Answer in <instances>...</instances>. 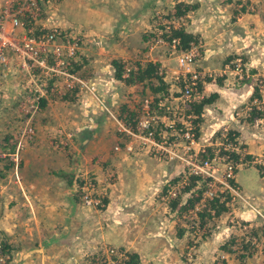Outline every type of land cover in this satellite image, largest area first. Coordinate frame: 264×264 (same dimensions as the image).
Segmentation results:
<instances>
[{
  "label": "crops",
  "instance_id": "obj_1",
  "mask_svg": "<svg viewBox=\"0 0 264 264\" xmlns=\"http://www.w3.org/2000/svg\"><path fill=\"white\" fill-rule=\"evenodd\" d=\"M223 2L224 0H62L59 13L61 12V19H64L67 24L78 22L81 24L78 26L90 28V34L93 33L99 39H104L103 43L111 44L110 49L114 51L109 63L106 60L107 54H104L102 45L94 46L96 53H92V55L97 58L95 61L87 57V61L84 60L92 71L95 69V63L99 64V67L95 69L96 73L103 77L105 74H109L111 79L115 81L113 75L115 69L111 64V61L115 59L126 62L129 59L140 60L143 55L145 59L142 58L141 63L151 61L162 66L166 60L164 50L167 47L160 44L149 49L146 43L145 30L142 31V26L151 22L154 9L169 14L178 3L190 5L191 8L179 17L187 23L184 28L202 38L204 42L202 54L194 63L195 67L206 72H218L222 69L221 65L225 59L232 58L236 56L234 54L238 53H249L244 54L246 56L253 54L252 57L259 59L256 51L261 43L259 42L258 47L253 45L252 47L255 48L253 50L246 39L251 38V36L256 38L258 32L264 37V0H246L244 7L241 9L234 8L236 11H241L238 17L234 15L233 8L227 9L228 19L222 10V15H219L216 10L218 9L217 4H224ZM217 14L220 18L217 17ZM244 33L246 34L243 35ZM256 40L258 39L256 38ZM146 45L148 46L147 49ZM84 49L85 47L82 48V52ZM261 49L264 54L263 45H261ZM106 67L111 68L112 72L106 70ZM174 72L176 71L172 73ZM225 74L228 77L217 80L208 79L203 86L205 92L208 89L210 94H216L215 99L211 103L205 104L202 110L207 115L212 112L215 113V121L218 120L216 125H211L213 127L211 134H208L209 137L226 121H230L233 126L237 124L234 117L235 107L240 105L239 102L242 101V98L250 96L255 89L252 82H243L237 88L230 87L231 74ZM117 81L119 80L115 82ZM120 83L123 89L127 88L136 98L134 91H137L141 84L126 85L122 81ZM16 86H18V81L13 78H8L3 83L0 81V96L3 106H7L13 100L15 101L16 91L13 89ZM122 97L121 91L114 93L113 101L117 102L115 101L117 98L121 101ZM3 108L1 107V109ZM43 113L42 115H46L47 118L39 116L36 118L35 138L23 150L18 166L15 167L8 158H0V178L14 184V192L17 194L18 199L12 197V200L16 202L12 205V210L16 212V215L24 216L33 213V215L47 214L53 216L56 212L55 208L61 206L62 215L70 216L69 221L77 225L78 232L84 231L85 229H82L86 225L93 232L91 234L93 239L102 243H109L118 249L136 252L140 264L146 260H153V255H156V262L170 264L167 263L168 258L166 261L159 259L157 256L159 252L154 250L162 243V238L158 232L161 226L157 218L163 219L164 215L158 208L161 207L162 212L164 210L161 205L153 207L152 204L154 199L157 200L154 197L157 190L156 186L161 181H167L169 178H165L166 176H174L182 171V165L177 162L158 161L148 156L146 152L138 154L141 153L138 151H142L139 149L130 152L121 147L118 151L114 149V152L111 151L117 137L112 136L111 133L102 136L101 133L92 131L96 126L89 124L93 118L91 112L87 114L83 110V114L88 115V123L79 118L82 109L71 110L68 112V116L62 113L53 117L48 108ZM10 115L5 113V109L0 111V133L2 132V137H11V134L5 129L6 124L8 126ZM40 119L42 122H46V127H37ZM10 120L13 122L12 118ZM62 121L65 122V125L60 123L59 126L62 128L58 132L64 135V132L69 131L73 135L71 141L68 139L66 148H62L64 152L55 148L50 141L51 138L55 137L51 123ZM207 122L203 124L204 129L207 127ZM22 126L23 121L20 120L19 128ZM80 126H84V128L81 130ZM200 131L202 132V129ZM109 149L111 154H105V159L101 163L102 181H99V190H102L106 196L105 208L101 215L90 214V210L80 200V192L77 187L79 172L81 169L86 170L83 165L84 162L94 158L95 155L102 157V151ZM107 166L111 170L106 169ZM257 169L258 167L253 166L240 169L237 180L249 200L253 202L252 199L259 198L261 204L264 201V175L260 176ZM94 170L98 171L97 168ZM108 170L111 172L110 174ZM15 174L18 176L13 178ZM46 177L47 182H42ZM45 195H47L46 197L54 195L51 204L55 207L52 205L49 207V202L44 199ZM58 200L65 201V203L59 205V202H54ZM43 202L46 203L47 208H43ZM7 206L9 207L10 203ZM261 207L264 208V202ZM242 213L247 214L248 220L255 218L250 212ZM79 215L80 219L78 220ZM160 223L165 225L166 221L163 220ZM250 223L257 228L255 221L252 220ZM261 224L263 225V223ZM61 228L64 229L63 226ZM259 228L261 229V226ZM4 231L9 234L8 231H11V228H4ZM224 232H226L225 229ZM54 236L57 235L54 234ZM173 254L175 255L173 258L177 259L176 254ZM250 262H252L251 259H246V264H250ZM151 263H155L154 260Z\"/></svg>",
  "mask_w": 264,
  "mask_h": 264
},
{
  "label": "rangeland",
  "instance_id": "obj_2",
  "mask_svg": "<svg viewBox=\"0 0 264 264\" xmlns=\"http://www.w3.org/2000/svg\"><path fill=\"white\" fill-rule=\"evenodd\" d=\"M61 1L62 0H60L58 5L56 6L55 4H46V12L42 15L41 18V20L43 21L38 26V22L35 25L33 24V26L36 29L37 27L38 29H40L41 27L46 28L49 23H53V21L56 19L59 25H61L65 29V33L70 35H78L80 32H82L83 35H85V40L81 46L79 60L73 62L77 63L78 61H80L78 64H76V70H73V72L81 77H85L89 80V82H92L96 85L98 90L97 94L100 92L98 95L99 97H101V100L103 99V104L106 105L108 109H110L119 117L122 116L125 117L127 120L134 121L135 114L133 112L135 110V107L137 108L138 103L142 100V97L146 95H151V91L149 90V88H141L140 85L138 86V90L134 91V94L136 96L135 98L133 96V93L128 91L127 88L123 89V86L120 85V81L115 82V78V81H113V79H111V75L105 74V77H103L101 74H97L95 69L99 67V64L95 63V69L93 68L94 71H92L91 68H89V66L86 64V57L89 59L91 58L93 61L97 59L92 55V53H96L94 51V46L102 45V48L104 49V54H107L106 60H108V63L110 62L109 59L114 50L110 49V43H103L104 39H99L93 33L90 34V28L85 26H78L81 25L78 24V22L73 23L74 25L72 23L67 24L64 19H61V12L59 13ZM223 3L224 4H217L218 9L216 10L218 11L219 15H222L224 13L226 18L228 19L229 16L226 15L227 9H241L246 4V0H224ZM221 10L223 13H221ZM234 11V15L236 17L241 14V11H236L235 9ZM152 13L153 15H151V22H148L146 23V25L142 26V31L145 30V37L147 38L146 43L150 49L152 47H155L156 45L163 44L160 43V41L157 42L160 33L162 40H164L169 37L172 28H183L187 24L186 21L182 18L179 19V17L174 16L166 17L164 16V13L158 12V10L156 9H154ZM218 14L217 17H219ZM160 17L161 19H158ZM245 34L246 33H244L243 35ZM196 37V40L201 41L203 48L204 42L202 38H200L199 36ZM256 38L259 41L256 40ZM256 38L254 36H251V38L248 37L246 39V42L251 44V48H253V45L258 47L259 42L261 43L259 44V49H257L256 51L259 59L252 57L253 54H251L250 56H246L244 54L249 53H238L234 54L236 56L232 58L225 59L221 65L222 69H220L218 72L204 71L211 75V77L205 78V81H207L208 79L217 80L225 78L228 77L225 73H230V79L232 81L230 87L237 88L238 85H242L243 82H252L254 84V88L256 89L257 87L256 95L254 89L250 96H245L244 98H242V101L239 102L240 105L235 107L234 117L237 120V124L233 126V124H231V122L229 121V129L231 130V132L238 133L237 139L240 145V151L244 155L243 161L245 163H248V166H243L240 169L252 166L257 168L258 165L264 164V54L261 49V45L264 46V37L258 32V36ZM166 44L167 43H164L163 45ZM147 45L146 49L148 48ZM83 47H85V49L82 52ZM166 47L167 48H165L164 50V56L166 60L163 62L162 66L159 65L160 68L158 69L163 73V76L161 77L164 78V81L167 80V82L165 83L169 85L166 93L168 94L170 92L169 89H172L171 91H173L176 87L180 86V84H176L177 86L173 84V79L175 75L180 73H184L187 75L188 72L186 71L202 70L195 67L194 64L190 67H184L181 69V67H179L176 63V59L170 56L167 45ZM254 49L255 48H253V50ZM142 58L145 59V56L142 55L140 60ZM238 58H241L242 60L241 71L240 69L237 70L235 67L236 65L234 64ZM140 60L129 59L124 62L123 74L128 75L130 68L137 67V63H141ZM259 62L261 63L259 64ZM105 69L108 71L110 70V72H112L111 68L109 69L106 67ZM173 71L176 72L172 73ZM13 72L14 70L10 69V73ZM10 78L17 80L19 84L13 89L14 91H16L15 101L13 100L10 104H7V106H3L1 104L2 98L0 96V111L5 109V113L11 114L10 119L12 118L13 120V122H11V120L9 119L8 126L6 124L5 127L7 132L11 134V137H2V132L0 133V147H2V149H0V158H8V160L11 161L15 166V162L8 155L15 150L16 141L18 140L19 136L20 120L23 121L24 119V114L20 106V99L22 95H24L25 93H31L33 89L30 87H24V85L28 86V81L26 80L23 84L22 81L25 80V78L22 75H19L18 78L13 77L11 75ZM122 83L124 84L125 82ZM119 91L122 92L123 97L121 101H119V99L117 98L115 99V101L117 102H114L113 94L118 93ZM205 93L207 96L210 94L208 89ZM250 97L252 98L250 99ZM1 107L4 108L1 109ZM39 108V111L32 120V125L34 127V135L26 142V144H24V147L19 151L18 164L21 161L23 150L27 146H29L35 138V133L37 131H35L36 118L38 116L47 118L46 115H42L44 114L43 112H45L47 108L49 109L53 117L57 115L59 116L62 113H65L68 116L69 111L75 109H82V114L79 116V118L84 120L86 123H88V115L85 116L83 114V110L87 114L91 112L93 113V118L92 121L89 122V124H93L94 127L96 126L95 128H93L92 131H96V133L99 134L101 133L102 136L111 133L112 136L117 137V141L115 142L114 146L121 142L118 140H122V136L117 131V124L115 123V121L108 116L109 114L105 111L103 106L85 90L79 93L78 89H72L67 91L63 87H57L53 92L48 91L46 93V97L43 98L40 102ZM214 115L215 113L212 112L208 115L205 114V116H203L202 118L200 117V120L196 119V123L199 124V129H202V132L200 131V133L202 134L201 137L203 138L201 139V141H204V139L206 138L205 136L209 137L208 134H211L213 127L211 125L217 124L218 120L215 121ZM58 119L60 118L58 117ZM206 122L207 127L204 129L203 124H205ZM60 123L65 125V122L63 121L59 123H51L55 137L51 138L50 141L52 142V145L55 146V148L63 151L62 148H66L68 139H70L71 141L73 135L69 131L64 132V135L58 132V130L62 128L61 126H59ZM46 125V122H42L40 119L37 124V127H46ZM79 125L81 124L79 123ZM80 127L81 130L84 128V126ZM208 127L210 128L209 130ZM76 131L78 132V130ZM162 131L165 132L166 130L162 129ZM107 139L109 138L107 137ZM7 144H9V146H6ZM113 149L114 147L111 151L114 152ZM142 153L143 152L138 154ZM102 154V157H99V155H95L94 158L88 159L86 162L83 163L87 172L86 170H80V176L78 178L77 185L78 190L80 192L81 203L88 210H90V214L96 213L97 215H101L102 210H104L105 208V202L103 201V199H106V196L104 195L102 190H99V181H102L101 172L103 170L101 163L103 162V159H105V154H111L110 149L102 151ZM247 155L249 156L248 158ZM94 168H97L98 171L94 170ZM105 168L110 169L109 166ZM240 169H237V174ZM108 172L109 174L111 173L109 170ZM16 176L18 175L15 174L13 178H16ZM165 178L169 179H167V181H161L158 186H156L157 190L154 194V197L158 201L154 199L152 204L153 207L161 205L163 207L162 209L164 210L162 212L161 207L158 208V210H160V212L164 215L163 219L157 218V221L161 226L158 232L162 238V243L158 246V248L154 250L156 252H159V254H157L159 259H164L165 261L169 259L167 263L170 264H246V259L249 258L252 260L250 264H264V208L261 207V204H263L264 201L260 204L259 198L256 200L252 199V203L262 214V216H259L250 212L252 216L255 217L252 220L257 223V228L251 225L250 222H252V220L247 219V214L242 213L246 211L249 212V210L246 209V207H244L240 203L231 204L229 202V199L228 212L222 213L219 217L215 218L214 220H210L208 221V223H205V225H203L202 227H199L200 219L199 214L197 213L202 212L205 208L207 201L211 200L210 198L204 196L205 189L202 192L201 199L196 203L193 208H191L193 210L197 208L194 214L188 213V211L191 210L188 209L185 213L182 214L181 217H177L175 213L176 211H173L174 209L171 210L170 206L168 205L169 203L167 201L163 202L160 197L166 192V190L170 186H179L180 194H182L181 189L183 188V185L187 181V179H182L178 174L174 176L169 175ZM42 182L46 183L47 177L44 178ZM84 184H86V186H91L89 188V192L93 198L100 200L99 205L90 206L84 204L82 200V195L84 193ZM235 184L240 188V190H242L237 180V175L235 178ZM13 185L14 184L9 183L6 179L0 178V246L4 247V251H2L1 249L0 252V264H118L117 261L113 260L112 256L114 254L110 250L114 249L120 251L121 249H118L109 243H102L99 240L93 239V237L91 236L93 232H91L90 229L86 227V225L82 229H85L84 231L80 230V232H78L77 225L73 224L72 221H69L70 216L62 215L63 209L61 206L55 208L56 212H54L55 214L53 216L47 214L33 215V213L24 216L16 215V212L12 210V205L16 203L14 202V200H12V197H14L15 199L18 198L17 194L14 192L15 187H13ZM51 194L53 193L51 192ZM216 194H218V192H216ZM46 196L47 195L43 197L49 202V207L50 205L53 206L51 202H53L54 195L52 197ZM185 196V193L180 196L181 202L184 201ZM54 202H59V205L65 203V201L60 200ZM9 203L10 206L8 207L7 205ZM240 205H242V207H240ZM42 206L43 208H47L45 202L42 203ZM53 207H55V205ZM179 207L180 205H178L176 210H178ZM79 219L80 215L78 216V220ZM163 220L166 221L165 225H162V223H160V221ZM261 223H263V225ZM190 225L197 228V232H195L194 235L187 230V227ZM61 226H63L64 229H62ZM259 226H261L262 230L259 228ZM4 228H11V231H8L9 234L4 231ZM180 228L186 229L182 237L177 236L178 230ZM224 229L226 230V232H224ZM75 230H77V233H75ZM54 234H56L57 236L55 237ZM189 235H191V239L189 238ZM233 235L236 236L235 244L232 246L234 252L227 254L225 252L220 251L219 245ZM241 237H244L246 239L251 238L252 241L248 246L249 249H247V246L245 248H242L243 238L241 239ZM100 243L102 244L101 246L99 245ZM244 243L245 245H247L246 241ZM247 252H251V254L242 259L239 258L240 254H245ZM173 253L176 254L177 259L173 258L175 256ZM152 257L155 263H151L153 260H146L143 261L141 264H162L160 262H156V255H153Z\"/></svg>",
  "mask_w": 264,
  "mask_h": 264
},
{
  "label": "built area",
  "instance_id": "obj_3",
  "mask_svg": "<svg viewBox=\"0 0 264 264\" xmlns=\"http://www.w3.org/2000/svg\"><path fill=\"white\" fill-rule=\"evenodd\" d=\"M59 1L0 0V81L2 83L7 81L11 75L16 78L22 75L25 78L22 83L28 81V86L24 87L33 89L20 99L24 114L23 126L19 129L15 150L8 155L15 162V167L18 165L19 151L34 135L32 120L39 111L40 102L46 97V93L53 92L57 87H63L67 91L78 89L79 93L85 90L103 106L108 116L117 124V131L122 140L114 146V150L118 151L124 147L134 152L139 149L142 151L138 152H146L159 161L177 162L182 165V171L178 173L182 179L195 175L206 180L204 196L210 199L215 195L228 196L231 204L240 203L249 212L262 216L235 184L237 169L248 166V163L243 161L244 155L240 151L238 135L235 137L236 132H231L230 123L224 122L213 134H217L216 137L213 138L212 135L201 141L203 138L196 119L202 118L205 113L202 111L200 116H197L191 111L194 104L206 98L203 86L205 78L211 75L198 70L186 71L187 75L177 74L174 76L173 84L180 86L173 91L169 89L170 92L162 97L151 94L141 98L133 112L134 121L119 117L103 104L104 101L98 95L100 92L97 94L95 84L71 70V64L79 60L85 35L82 32H78V35L65 33V29L56 19L46 28L36 29L33 26L37 22L38 26L43 21L41 18L46 12V4L56 6ZM158 38L157 42L167 43L170 56L176 59L181 69L190 67L201 56L200 40L194 39L186 49H183L179 38L162 40L161 33ZM241 62V58H238L234 63L236 69L240 71ZM10 69L14 72L10 73ZM158 75L163 76L159 69ZM125 76L128 75L123 74V77ZM203 154L210 157L204 158L201 156ZM232 155H238V159ZM90 187L84 184L82 200L85 205L97 206L100 200L91 196ZM179 189V186L168 187L160 199L163 202L174 199ZM195 210L197 208L189 210L188 213L194 214ZM110 251L114 255H122L117 250Z\"/></svg>",
  "mask_w": 264,
  "mask_h": 264
},
{
  "label": "trees",
  "instance_id": "obj_4",
  "mask_svg": "<svg viewBox=\"0 0 264 264\" xmlns=\"http://www.w3.org/2000/svg\"><path fill=\"white\" fill-rule=\"evenodd\" d=\"M190 8H191L190 5H187L184 3H178L175 6V8L171 12H169V14L164 13V16L179 17V16H182L185 13V11H187ZM170 32L171 33L168 39L175 38V37L179 38L180 46L183 49H186L189 46V43L197 38L194 34L184 29V27L183 28H176V27L172 28ZM79 62L80 61L72 64V70H76L75 66ZM123 64L124 62L118 59L112 61V65L115 69L114 78L116 80L125 82L126 85L141 84L143 85V88L145 89L149 88V90L151 91L150 93L154 96L162 97L163 95L167 93L169 85L162 80L163 78L160 75H158V67H159L158 63H153L151 61H146L144 63H137L136 65L137 67H135V69L130 68V71L127 77H123V73H124ZM256 94H257V87L255 89V95ZM215 96L216 94L214 95L210 94L202 102L194 104L192 106V111L191 110L190 111L197 114V116H200V113L202 112L204 105L207 103H211L215 99ZM251 98L252 97H250V99ZM197 119L200 120V117H198ZM236 135H238L237 132L235 133V137ZM216 136L217 134L213 135V138ZM210 154L211 153L209 152V155ZM209 155L203 154L201 156L204 158H208L210 157ZM232 157L235 159H238V155H234V156L232 155ZM248 157L249 156L247 155V158ZM258 171H259L260 176H263L264 175V165H258ZM186 182L187 183L184 184L183 188L181 189V193L186 194L184 201L181 202L180 196L182 194H180V191L174 199H171L168 201L169 203L168 205L170 206L171 210L174 209L173 211H176L175 213L177 217H181L183 213H185L188 209H191L196 205V203L201 199L202 192L205 189V185H206L205 179L199 176H195V175L188 176ZM222 197L221 195H215L211 200L207 201L204 210L202 212L197 213L199 214V219H200L199 227H202L203 225H205V223H208V221L214 220L215 218L219 217L222 213L228 212V208H229L228 196L224 198ZM103 201L106 202L105 199H103ZM178 205H180V207L178 210H176ZM185 230H186L185 228L183 229L180 228L178 230L177 236L182 237ZM187 230L190 231L193 235L195 232H197L196 231L197 228L191 225L187 227ZM189 238L191 239V235H189ZM235 238L236 236L233 235V236H230L227 240L223 241L219 245V250L227 254L234 252L232 246L235 244V240H236ZM241 239L243 243L242 248H245L247 246V249H249L248 246L252 241L251 238L246 239L244 237H241ZM245 241L247 245H245L244 243ZM190 244H193V243H190ZM1 249L2 251H4V247L1 246ZM118 252L121 253L122 255L119 256L116 254L112 256L113 260L117 261L118 264H140L139 256L136 252L125 251L123 249H121ZM250 254L251 252L240 254L239 258L242 259L246 256H249Z\"/></svg>",
  "mask_w": 264,
  "mask_h": 264
}]
</instances>
